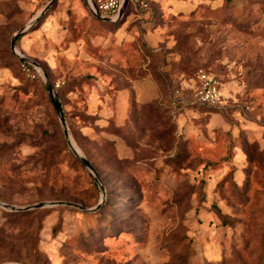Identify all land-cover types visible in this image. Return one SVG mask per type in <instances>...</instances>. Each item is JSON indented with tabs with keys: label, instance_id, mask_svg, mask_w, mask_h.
<instances>
[{
	"label": "rangeland",
	"instance_id": "1",
	"mask_svg": "<svg viewBox=\"0 0 264 264\" xmlns=\"http://www.w3.org/2000/svg\"><path fill=\"white\" fill-rule=\"evenodd\" d=\"M101 1L0 0V264H264V0Z\"/></svg>",
	"mask_w": 264,
	"mask_h": 264
},
{
	"label": "built area",
	"instance_id": "2",
	"mask_svg": "<svg viewBox=\"0 0 264 264\" xmlns=\"http://www.w3.org/2000/svg\"><path fill=\"white\" fill-rule=\"evenodd\" d=\"M131 3H136L142 9H148L146 0H129ZM122 6V0H103L95 5V8L90 6V10L101 18H107L111 22H116L119 18V13ZM30 65L21 63V69L24 73L30 76ZM34 77L33 75H31ZM188 91V95L184 96L183 92ZM220 83L216 76L210 71L199 68L194 79L190 80V85L185 88L176 89L174 91L173 102L182 105H199L208 108H215L221 104Z\"/></svg>",
	"mask_w": 264,
	"mask_h": 264
},
{
	"label": "water",
	"instance_id": "3",
	"mask_svg": "<svg viewBox=\"0 0 264 264\" xmlns=\"http://www.w3.org/2000/svg\"><path fill=\"white\" fill-rule=\"evenodd\" d=\"M129 3V0H122V6H121V10H120V13H123L125 8L127 7ZM92 7L95 8V5L92 4ZM91 11V10H90ZM92 15L95 16L97 19L99 20H102L104 22H111L109 19L107 18H101L96 14H94L92 11H91ZM24 31L21 30L19 31L18 33H16L12 39H11V42H10V50L12 53H14L19 59H23L25 60L26 62H29L28 59L22 57L19 53L16 52L15 50V41H16V38L19 34L23 33ZM46 87H47V90H48V93L50 95V98H51V101L54 105V108L56 110V113L58 115V118H59V121H60V124H61V128H62V131H63V135H64V138L65 140L67 141L68 145L70 146V148L73 150L74 154L78 157V160L79 162L81 163V165L88 171V173L91 175L93 181L97 184L98 188L100 189L101 192H103V187H102V184L100 183V180H99V177L97 176L95 170L93 169V167L91 166V164L82 156L79 155L77 149L71 144V142L69 141L68 139V135H67V132H66V129H65V121H64V116H63V112H62V109H61V105H60V102L57 98V95H56V92L53 88V85H51L50 82H46ZM61 205H67V206H72V207H76L82 211H85V212H91V211H94L96 209L99 208V206L101 205V203H99L95 208L93 209H87V208H84L80 205H77V204H74V203H64V202H61L59 203ZM46 205L45 204H40V205H36V206H31V207H27V208H13L9 205H6V204H3L0 202V207L3 208V209H6V210H11V211H15V212H23V211H29V210H33V209H40V208H43L45 207Z\"/></svg>",
	"mask_w": 264,
	"mask_h": 264
},
{
	"label": "trees",
	"instance_id": "4",
	"mask_svg": "<svg viewBox=\"0 0 264 264\" xmlns=\"http://www.w3.org/2000/svg\"><path fill=\"white\" fill-rule=\"evenodd\" d=\"M19 63H27L25 60H23V59H19V58H17L16 56H13ZM205 69V68H204ZM198 70V69H197ZM196 70V71H197ZM196 71H195V73H196ZM195 73H194V76L190 79V80H192V79H194V77H195ZM182 87H180V88H178V89H181ZM199 106V105H198ZM202 107H205V106H202ZM208 108V107H207ZM98 176V175H97ZM96 184V183H95ZM97 185V184H96Z\"/></svg>",
	"mask_w": 264,
	"mask_h": 264
}]
</instances>
